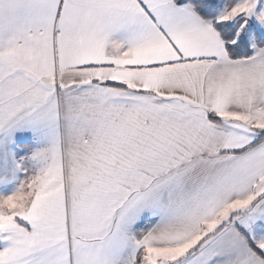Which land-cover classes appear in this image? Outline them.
Returning <instances> with one entry per match:
<instances>
[{
	"label": "snow or ice",
	"instance_id": "1",
	"mask_svg": "<svg viewBox=\"0 0 264 264\" xmlns=\"http://www.w3.org/2000/svg\"><path fill=\"white\" fill-rule=\"evenodd\" d=\"M0 264H264V0H0Z\"/></svg>",
	"mask_w": 264,
	"mask_h": 264
}]
</instances>
